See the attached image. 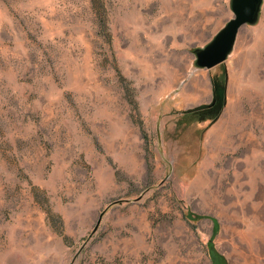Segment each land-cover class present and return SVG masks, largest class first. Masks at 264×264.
<instances>
[{
  "label": "rangeland",
  "instance_id": "1",
  "mask_svg": "<svg viewBox=\"0 0 264 264\" xmlns=\"http://www.w3.org/2000/svg\"><path fill=\"white\" fill-rule=\"evenodd\" d=\"M232 17L230 0H0V264H212L210 242L264 264V0L223 63L194 65Z\"/></svg>",
  "mask_w": 264,
  "mask_h": 264
},
{
  "label": "water",
  "instance_id": "2",
  "mask_svg": "<svg viewBox=\"0 0 264 264\" xmlns=\"http://www.w3.org/2000/svg\"><path fill=\"white\" fill-rule=\"evenodd\" d=\"M262 0H230L233 17L204 46L194 49L197 69L210 70L223 63L233 49L239 29L256 22ZM102 213L92 229L96 231Z\"/></svg>",
  "mask_w": 264,
  "mask_h": 264
},
{
  "label": "trees",
  "instance_id": "3",
  "mask_svg": "<svg viewBox=\"0 0 264 264\" xmlns=\"http://www.w3.org/2000/svg\"><path fill=\"white\" fill-rule=\"evenodd\" d=\"M224 95H225V86H219V84L213 80L212 81V102L209 105L205 106L204 108L207 111L209 110V112H212V110L218 107L219 104L223 103L224 97H225ZM207 111H198V109L188 110L184 112L183 116L193 117L195 121L199 122L204 119V115H205L204 113H206ZM214 228L216 231L217 226L215 225ZM208 246H209L208 256L211 260V263L212 264H226L224 261L223 255H220L217 253L216 249L214 248L211 242Z\"/></svg>",
  "mask_w": 264,
  "mask_h": 264
}]
</instances>
